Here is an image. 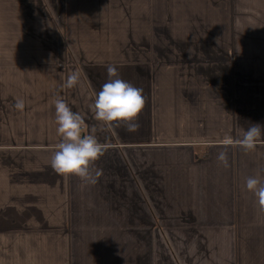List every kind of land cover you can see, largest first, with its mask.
Wrapping results in <instances>:
<instances>
[{
    "label": "crops",
    "instance_id": "obj_1",
    "mask_svg": "<svg viewBox=\"0 0 264 264\" xmlns=\"http://www.w3.org/2000/svg\"><path fill=\"white\" fill-rule=\"evenodd\" d=\"M259 1L0 0V264H264V139L237 144L264 120ZM108 66L143 89L135 132L94 119ZM58 96L105 145L95 185L50 166Z\"/></svg>",
    "mask_w": 264,
    "mask_h": 264
},
{
    "label": "clouds",
    "instance_id": "obj_2",
    "mask_svg": "<svg viewBox=\"0 0 264 264\" xmlns=\"http://www.w3.org/2000/svg\"><path fill=\"white\" fill-rule=\"evenodd\" d=\"M107 76L108 82L102 86L95 96L94 103L90 106L94 119L113 131L115 127L121 125L126 126L129 132L137 131L139 124L136 121L146 102L143 89L119 78L114 66H108ZM78 81L79 73L73 72L67 77L64 87L72 88ZM54 106L56 131L61 137V142L52 155L51 168L65 178L75 176L86 186L95 185L101 172L96 170L93 175L92 167L104 155L105 145L98 142L95 127H92L89 134L83 135L87 127L84 116L74 113L63 98L58 96ZM14 107L22 111L25 107L24 101L18 99ZM262 139H264L262 127L253 124L244 132L237 144L248 153L254 151ZM225 143H232L231 138H228ZM217 160L227 168L229 166L227 151H220L217 154ZM245 187L246 191L255 198L259 212L264 213V178L249 177Z\"/></svg>",
    "mask_w": 264,
    "mask_h": 264
},
{
    "label": "rangeland",
    "instance_id": "obj_3",
    "mask_svg": "<svg viewBox=\"0 0 264 264\" xmlns=\"http://www.w3.org/2000/svg\"><path fill=\"white\" fill-rule=\"evenodd\" d=\"M258 3H260V1L258 0ZM235 36H238L237 34H235ZM231 60L232 61H236V60H241V59H239L238 58V55H237V53H233V56H232V58H231ZM244 60V59H243ZM247 63H246V60H244V64H242V65H240V66H238L237 67V69L238 70H240L241 72H244V73H247ZM244 78L246 77V74H244V76H243ZM234 83H236V81L234 82ZM245 118H247V119H249V117H245ZM252 124H258V123H256L254 120H252V119H250V121H244V122H240L238 125L240 126V127H250ZM258 125H260L261 127H262V129H264V120H263V123H260V124H258Z\"/></svg>",
    "mask_w": 264,
    "mask_h": 264
}]
</instances>
